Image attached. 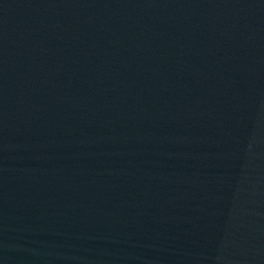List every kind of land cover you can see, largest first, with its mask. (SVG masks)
<instances>
[{"label": "water", "instance_id": "1", "mask_svg": "<svg viewBox=\"0 0 264 264\" xmlns=\"http://www.w3.org/2000/svg\"><path fill=\"white\" fill-rule=\"evenodd\" d=\"M0 264H264V0H0Z\"/></svg>", "mask_w": 264, "mask_h": 264}]
</instances>
